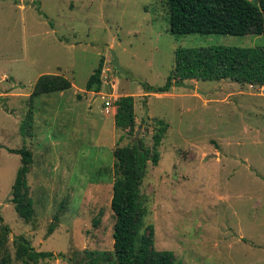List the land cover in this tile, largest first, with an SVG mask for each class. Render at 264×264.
Here are the masks:
<instances>
[{
	"label": "rangeland",
	"instance_id": "rangeland-1",
	"mask_svg": "<svg viewBox=\"0 0 264 264\" xmlns=\"http://www.w3.org/2000/svg\"><path fill=\"white\" fill-rule=\"evenodd\" d=\"M169 19L167 0H0V215L10 227L0 263L27 264L14 243L24 235L53 253L37 264H116L115 152L139 140L152 149L157 118L169 127L138 186V242L153 225L155 247L173 250L175 264H264V85L184 80L207 95L176 79L167 92L144 87L166 83L178 47L264 46V34L177 35ZM112 49L140 81L114 67ZM101 58V90H88ZM47 73L72 86L33 96ZM121 95L135 98L132 131L115 124ZM23 146L33 153L30 220L13 192V149Z\"/></svg>",
	"mask_w": 264,
	"mask_h": 264
},
{
	"label": "trees",
	"instance_id": "trees-1",
	"mask_svg": "<svg viewBox=\"0 0 264 264\" xmlns=\"http://www.w3.org/2000/svg\"><path fill=\"white\" fill-rule=\"evenodd\" d=\"M169 24L173 34L222 33L246 35L264 34V0H167ZM105 60L101 58L89 76L86 88L100 91ZM173 79L223 80L232 79L240 83L264 85V46L178 47L175 65L162 86L144 83L147 91L167 92ZM72 82L63 75L42 74L35 84L33 96L69 89ZM115 124L120 128L135 127V98L121 95L116 101ZM28 118L27 122L30 120ZM154 147L151 149L143 140L119 147L115 152V180L111 207L115 214L113 231L114 262L116 264H175V253L171 249L155 247V230L150 225L140 243L138 235L144 224L145 211L138 200V186L145 177L148 163L157 165L160 151L157 149L169 127L164 119H155ZM22 126V131L24 130ZM13 151L21 154L22 164L18 169L13 192L15 209L26 220L34 214L33 200L29 196L27 176L33 163V153L27 146ZM53 231V227H50ZM10 227L3 223L0 215V242L8 238ZM16 257L24 263L37 264L50 258V251H38L24 235L14 238ZM0 264H10L3 259ZM75 264H100L99 257Z\"/></svg>",
	"mask_w": 264,
	"mask_h": 264
},
{
	"label": "water",
	"instance_id": "water-1",
	"mask_svg": "<svg viewBox=\"0 0 264 264\" xmlns=\"http://www.w3.org/2000/svg\"><path fill=\"white\" fill-rule=\"evenodd\" d=\"M111 53H112V56L114 58L113 60V64H114V67L122 74H124L125 76L127 77H131V78H134L135 80H138L140 81V78L138 77H133L132 74L128 71H126L125 68H123L119 62V58L117 57V54L116 52L112 49L111 50ZM175 85H181V86H184V87H188V88H191V89H195L198 93H201L203 95H207L208 93L198 87H195V85L193 84H189V83H186L184 80H180V79H176L175 80ZM139 133V131H138ZM63 258H67L68 260L72 261L70 257H65V256H62ZM72 264H73V261H72Z\"/></svg>",
	"mask_w": 264,
	"mask_h": 264
},
{
	"label": "built area",
	"instance_id": "built-area-1",
	"mask_svg": "<svg viewBox=\"0 0 264 264\" xmlns=\"http://www.w3.org/2000/svg\"><path fill=\"white\" fill-rule=\"evenodd\" d=\"M106 103H107V105H108V106H107L108 109H110L111 107H113V105H112V103H111L110 100H107Z\"/></svg>",
	"mask_w": 264,
	"mask_h": 264
}]
</instances>
